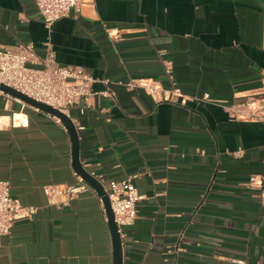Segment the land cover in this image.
<instances>
[{"label":"crops","instance_id":"obj_1","mask_svg":"<svg viewBox=\"0 0 264 264\" xmlns=\"http://www.w3.org/2000/svg\"><path fill=\"white\" fill-rule=\"evenodd\" d=\"M80 1L47 31L33 0H0V46L32 42L41 55L49 45L56 62L95 78L69 117L87 171L139 173L122 264H264V198L249 185L259 174L264 189V124L198 100L263 98L264 0ZM132 78L180 95L128 90ZM73 171L62 123L0 95V179L19 208L0 264H113L104 205L92 190L69 198Z\"/></svg>","mask_w":264,"mask_h":264},{"label":"built area","instance_id":"obj_2","mask_svg":"<svg viewBox=\"0 0 264 264\" xmlns=\"http://www.w3.org/2000/svg\"><path fill=\"white\" fill-rule=\"evenodd\" d=\"M41 21L47 31L52 24L65 16L72 14L76 17L80 12V0H33ZM161 55L162 52H159ZM165 64L169 63L167 61ZM168 72V71H167ZM169 73V72H168ZM95 78L81 67L69 68L55 60L54 50L48 45L43 54H38L32 42H21L13 46H0V83L5 84L26 96L58 109L69 116L71 107L86 102L96 92L92 90ZM107 84V79L101 80ZM264 88V74L262 75ZM126 89L141 88L146 93L155 96L157 100H172L180 95L176 89H172L167 96L164 90L158 86L157 81L149 78L128 79L123 82ZM105 96H111L112 92L105 88L97 92ZM0 95L14 98L0 90ZM16 99V98H15ZM18 100V99H17ZM199 101L217 103L223 112L231 120L245 119L256 120L264 124V95L261 100H246L234 103H222L203 94ZM50 115V114H49ZM56 122L60 120L50 115ZM232 156L240 157L243 150L238 148L231 152ZM102 186L108 197L113 213V219L120 238L123 237V228L134 223L137 212L136 202L141 197L133 178L139 173L131 174L124 179H105L102 175L88 171ZM77 185H70L66 191L71 198L72 194L86 190H95L75 171ZM262 175L251 174L249 185L259 189V196L264 198V189H261ZM100 201L101 197H100ZM104 220L107 222L105 209L102 207ZM19 208L14 204L10 192L9 180L0 179V237L10 233L13 218L18 215ZM233 263H243L242 260L231 259Z\"/></svg>","mask_w":264,"mask_h":264},{"label":"water","instance_id":"obj_3","mask_svg":"<svg viewBox=\"0 0 264 264\" xmlns=\"http://www.w3.org/2000/svg\"><path fill=\"white\" fill-rule=\"evenodd\" d=\"M0 90L24 103L27 105L36 108L38 110L44 111L60 120L64 128L66 129L70 142H71V165L73 170L79 174L101 197L102 203L105 209V215L107 218V224L111 234L112 240V255H113V264H122V240L117 231L116 224L113 219V213L110 207L108 197L104 193V190L101 184L92 177L89 172L81 165L78 156V135L74 123L71 118L59 111L56 108H53L47 104H44L40 101H37L33 98L26 96L25 94L11 88L5 84L0 83Z\"/></svg>","mask_w":264,"mask_h":264}]
</instances>
